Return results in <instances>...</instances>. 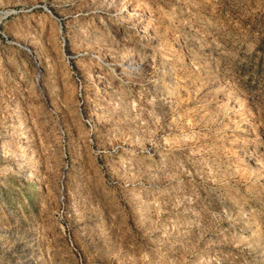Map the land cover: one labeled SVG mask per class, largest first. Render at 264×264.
<instances>
[{"label": "rangeland", "instance_id": "1", "mask_svg": "<svg viewBox=\"0 0 264 264\" xmlns=\"http://www.w3.org/2000/svg\"><path fill=\"white\" fill-rule=\"evenodd\" d=\"M0 264H264V0H0Z\"/></svg>", "mask_w": 264, "mask_h": 264}, {"label": "bare ground", "instance_id": "2", "mask_svg": "<svg viewBox=\"0 0 264 264\" xmlns=\"http://www.w3.org/2000/svg\"><path fill=\"white\" fill-rule=\"evenodd\" d=\"M123 61H124V59H123ZM123 61L121 62V65L118 67V70H117L118 73L117 74L118 75L119 74H126V75L131 74V75H135L137 73V71L139 70L140 63H137L135 60H129V61H125V62H123Z\"/></svg>", "mask_w": 264, "mask_h": 264}, {"label": "built area", "instance_id": "3", "mask_svg": "<svg viewBox=\"0 0 264 264\" xmlns=\"http://www.w3.org/2000/svg\"><path fill=\"white\" fill-rule=\"evenodd\" d=\"M44 8V7H43ZM45 9V8H44ZM61 39H63V37L61 36Z\"/></svg>", "mask_w": 264, "mask_h": 264}]
</instances>
